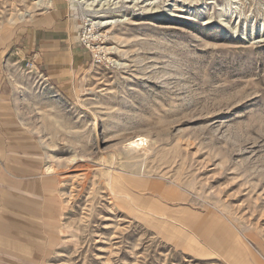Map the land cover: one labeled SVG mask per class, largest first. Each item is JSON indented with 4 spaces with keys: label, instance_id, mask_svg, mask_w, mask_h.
<instances>
[{
    "label": "rangeland",
    "instance_id": "obj_1",
    "mask_svg": "<svg viewBox=\"0 0 264 264\" xmlns=\"http://www.w3.org/2000/svg\"><path fill=\"white\" fill-rule=\"evenodd\" d=\"M0 264H264V0H0Z\"/></svg>",
    "mask_w": 264,
    "mask_h": 264
},
{
    "label": "crops",
    "instance_id": "obj_2",
    "mask_svg": "<svg viewBox=\"0 0 264 264\" xmlns=\"http://www.w3.org/2000/svg\"><path fill=\"white\" fill-rule=\"evenodd\" d=\"M59 16L61 15L50 12L42 17L44 24L39 27L42 30L38 28L39 31L34 32L29 51L34 52L35 59H39L37 63L45 66L47 77L62 80L84 65L86 51L76 35L64 27L66 21L59 20ZM52 23L59 26L56 27Z\"/></svg>",
    "mask_w": 264,
    "mask_h": 264
},
{
    "label": "bare ground",
    "instance_id": "obj_3",
    "mask_svg": "<svg viewBox=\"0 0 264 264\" xmlns=\"http://www.w3.org/2000/svg\"><path fill=\"white\" fill-rule=\"evenodd\" d=\"M50 1V0H49ZM91 5V4H90ZM23 15H25V13H23ZM111 21H105V22H101V24L103 25H107V24H111ZM146 142V137H139L138 139L133 140L132 142H130L129 144L135 146V147H141L145 144ZM147 143V142H146ZM161 217V216H160Z\"/></svg>",
    "mask_w": 264,
    "mask_h": 264
}]
</instances>
